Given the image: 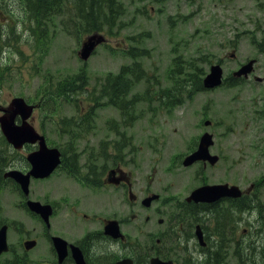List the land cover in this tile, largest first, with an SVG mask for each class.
Instances as JSON below:
<instances>
[{
  "label": "rangeland",
  "instance_id": "obj_1",
  "mask_svg": "<svg viewBox=\"0 0 264 264\" xmlns=\"http://www.w3.org/2000/svg\"><path fill=\"white\" fill-rule=\"evenodd\" d=\"M119 3L124 11L113 27L87 33L84 21L66 4L40 34L37 28L30 30L21 4L0 0V27L14 33L0 51V117L9 116L16 97L34 105V127L47 135L50 146L64 150L65 163L74 147L83 162L89 159L100 166V149L111 139L113 146L121 148L119 132L125 133L123 155L117 152L113 163L131 176L136 197L129 199L114 188L100 193L85 190L78 182L82 180L69 176L64 167L45 180L32 181L28 199L56 204L58 210L50 220L56 231H74L75 219L93 215L97 208L101 216L116 214L124 220V230L136 248L145 245L147 259L161 248V240L173 248L180 264H264V175L257 195L248 193L254 198L249 208L235 213L231 204L223 202L208 218L193 215L184 206L195 188L228 183L245 191L264 174V54L259 47L264 41V0ZM99 32L102 36L95 53L81 60L84 41L98 37ZM129 48L147 53L134 60L124 55L123 50ZM250 60L255 66L247 79H235L214 90L189 89L195 73L202 77L212 65L220 64L224 77H229ZM136 61L142 62L148 77L134 87L133 94H141L145 102L130 109L123 125L121 111L104 100L96 99L95 110L87 117L82 115L86 107L80 113L68 102L66 87L76 84L77 88L78 76L87 78L90 89L99 95L106 75L117 74L121 65ZM160 95L173 96L172 102H163ZM68 120L82 121L71 128V136ZM207 120L212 125L205 126ZM126 125L129 128L124 129ZM204 132L214 135L211 152L222 148L225 158L214 166L200 162L183 167V159ZM74 137L78 140L73 141ZM30 151L28 147L14 150L0 134L4 172L23 171ZM152 194L160 199L144 207L142 201ZM24 200L14 183L1 185L0 218L13 225L12 242L19 241L16 249L25 240L39 238V248L31 249L29 256L42 263L49 258L48 245L39 236L44 224L28 210L24 212L20 207ZM198 224L204 230V246L195 236ZM218 252L221 257L215 260Z\"/></svg>",
  "mask_w": 264,
  "mask_h": 264
},
{
  "label": "flooded vegetation",
  "instance_id": "obj_2",
  "mask_svg": "<svg viewBox=\"0 0 264 264\" xmlns=\"http://www.w3.org/2000/svg\"><path fill=\"white\" fill-rule=\"evenodd\" d=\"M78 98H81L80 102L83 101L82 99H84L81 96ZM81 107L83 108L84 106L80 105V108ZM81 111L82 110L80 109V113ZM89 112V108H85V111L82 115H84V117H87V114ZM17 121L19 122V119H17ZM81 122L82 121L76 123L79 125ZM257 134L258 132L255 134L254 138L257 136ZM88 135L89 134H86V136ZM106 145V149H104V147L100 149L103 163L99 167H97L96 170H86L85 174H69V176H76L77 179L82 180V184L80 185L85 190L88 189V191L100 193L105 190H109L110 188H114L117 190H122L124 194L128 195L129 199L130 197L135 199L136 197L131 191V188L133 187L131 176L127 174L124 170H122L120 166H115L113 164L114 153L112 139L107 140ZM60 149L63 158V150L62 148ZM224 152V149L219 148L218 152L213 154L219 156L220 161L222 160V158H225L223 155ZM106 158L107 160L104 161ZM26 165L28 167H25L23 169L24 172L29 171V165ZM112 170L115 171V174H110V171ZM262 175L264 174H259L256 181H253L249 189L244 192V198L246 196L248 197V193L253 196L257 195V192L261 185L259 179ZM1 177H5V183L13 182L12 179L6 177V174H1ZM15 189L17 191L19 190V186L17 184L15 185ZM250 199L251 201H254L253 197H250ZM50 204L53 207L55 215L58 210L57 206L55 203ZM142 205L144 206L143 201ZM22 206H24L23 203ZM101 211V209L97 208L93 215L84 214L82 215V219H75L74 222L76 229L74 231H70L69 229L63 231H56L53 229L51 222L49 225H46L43 222L44 228H42L41 235L39 236H43V239L48 245L49 250L46 252V254L49 255V258L44 260L42 263L35 262L33 257L29 256L30 250H27L24 245V243L28 240H25V242L21 244V247L16 249V246L14 244H19V241L16 239V241L12 242L14 236L11 232V229L13 225L9 223V221H4L0 218V229L2 227H6V241L7 245L9 246V251L0 255V264H117L118 262L123 260L131 261L133 264H149L152 260V257L150 259L146 258L144 244H142V246L138 249L136 248L137 244H133V241L130 239V236L124 230V220L117 218L116 214H107L108 211L106 209L104 214L107 215L101 216ZM76 214L77 216L80 215L77 212ZM147 218L148 216L146 217V219ZM112 221H116L119 225L120 235L117 239H115V237L110 234L112 233V230L110 228V223ZM32 229L34 230V228ZM53 237L61 238L64 243V248L57 249L56 245L53 243ZM32 240L36 241L33 244L34 249L39 248V238L37 240L33 238ZM159 244L161 248H159L158 250H154L155 255L153 257H159L160 259L166 261H172L173 264H180L178 260H176L177 258L174 257V251H172L173 248L170 249L168 246H165V244H163L161 240H159ZM131 245L133 248L131 247ZM114 247L120 250L114 251ZM101 248H106L108 249V251L103 252L100 250ZM169 254L172 256H169ZM6 255L8 257H4Z\"/></svg>",
  "mask_w": 264,
  "mask_h": 264
},
{
  "label": "trees",
  "instance_id": "obj_3",
  "mask_svg": "<svg viewBox=\"0 0 264 264\" xmlns=\"http://www.w3.org/2000/svg\"><path fill=\"white\" fill-rule=\"evenodd\" d=\"M12 2H16L21 4L24 9V18L30 22L32 29H39L40 34L45 33L46 26L50 18L56 13L60 12L62 7L66 4H69L70 7L75 9L76 14L79 19L84 21L85 31L87 33H94L98 31H102L105 27H113L117 24V21L120 18V15L124 11L122 8V4L119 3V0H10ZM26 24V22H24ZM99 32L98 34H100ZM11 35H14L12 29L8 31L7 28L0 27V51L3 48L6 41L11 39ZM8 39V40H7ZM260 51L264 54V41L259 45ZM124 55H128L133 59L143 57L147 53L146 50L140 48L138 49H130L128 51H124ZM145 53V54H144ZM179 62L180 59L175 60ZM177 66V63H176ZM83 74V73H82ZM203 73L201 76L203 77ZM147 71H145L142 62L136 61L130 65L122 66L119 73L115 75H109L104 83L100 84L99 87V96L96 95L90 89L87 78H83L78 76L77 82L79 83L77 88L76 84H74L75 88L72 86L66 87L67 91L73 92V99L77 98L74 94L75 92L80 93L82 96L87 97V99L96 101L105 100L107 104L119 109L123 116L130 115V109L135 106V104L145 101L144 97L141 94L130 96V92L134 89L135 85L138 82L146 79ZM202 77L198 74H193V78L190 79L192 81V87L189 89L194 91H203V82ZM81 79V80H80ZM232 79V78H230ZM228 80V82L230 81ZM189 86H191L189 80H184ZM159 99L163 102H172L173 96L168 95H160ZM164 103L162 104V106ZM133 109V108H132ZM128 126V125H126ZM125 134H121V138H125ZM123 148V147H122ZM118 149V148H117ZM75 154L72 153V158L70 163L66 164L68 170L72 173L79 172L78 162H75ZM5 162L2 161V157L0 155V173L3 174V167ZM232 205L233 212H237L238 210L245 209L246 204H240L238 202H230ZM216 205H207V204H199L195 205L190 212L193 215H197L203 213L207 217L214 215L217 212L218 207ZM220 247V246H219ZM219 251V249H218ZM221 257V253H216L215 260Z\"/></svg>",
  "mask_w": 264,
  "mask_h": 264
},
{
  "label": "water",
  "instance_id": "obj_4",
  "mask_svg": "<svg viewBox=\"0 0 264 264\" xmlns=\"http://www.w3.org/2000/svg\"><path fill=\"white\" fill-rule=\"evenodd\" d=\"M97 41L89 39L84 43L80 56L83 60H87L92 54ZM255 61L251 60L247 64L243 65L236 73V76L248 77V75L253 70V65ZM223 82V70L220 65H214L211 67L210 73L207 74L203 79V85L206 89H214L219 87ZM12 113L9 116L0 117V127L6 137L7 141L13 145L15 149H20L24 144H34L39 142V149L28 155L27 160L31 164L32 168L30 172L24 174L20 171H10L8 176L14 179L21 187L25 195L29 194V185L31 177L47 178L51 173L57 168L61 162V153L57 148H48L46 145L45 138L40 136L34 128L27 122L32 114L33 108L28 106L23 98H15L11 102ZM17 116L21 117L22 123L20 125L16 124L15 119ZM210 122H206L209 125ZM213 145V135L205 133L201 139L199 148L194 153L188 155L184 161L183 165L188 167L191 166L196 161H209L214 165L218 157L212 156L209 152V147ZM241 195V191L236 186L225 185H205L196 190H194L188 201H194L196 203H213L219 201L220 199L226 197L237 198ZM158 196H153L147 198L144 201L146 206H149L151 202L157 199ZM27 206L29 210L37 215H39L46 222L49 221L52 215V206L43 205L38 201H28ZM111 230L114 237L118 236V227L116 223H111ZM196 235L200 241L203 243V233L201 228L198 226ZM55 244L58 249H61L62 240L59 238H54ZM6 249V228L0 231V253ZM150 264H171L170 262H162L158 258L151 260Z\"/></svg>",
  "mask_w": 264,
  "mask_h": 264
}]
</instances>
